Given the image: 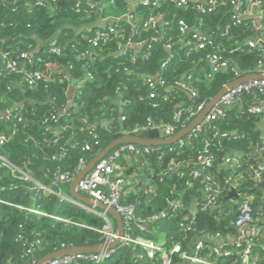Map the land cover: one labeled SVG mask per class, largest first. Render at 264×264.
Masks as SVG:
<instances>
[{"label":"trees","instance_id":"obj_1","mask_svg":"<svg viewBox=\"0 0 264 264\" xmlns=\"http://www.w3.org/2000/svg\"><path fill=\"white\" fill-rule=\"evenodd\" d=\"M209 1L195 0L185 9L170 3L153 8L138 6L135 31L122 23L115 38L92 49L79 36V31L90 21L83 13L87 1L76 12V0H58L52 8L49 1L38 5V0H0V51L8 53L19 66H25L27 72L43 73L41 80L29 88L24 73L10 72L0 61V114L5 110L11 113L19 108L23 110L20 122L5 121L0 115V132L11 136L0 147V156L24 171L33 182L53 192L44 196L34 183L17 178L0 160V264H36L42 257L64 248L101 244L104 221L93 212L64 200L67 197L80 203L70 196L71 182L56 181L59 176L69 174L73 180L82 169L78 166L80 160L86 165L112 141L131 136L135 131L170 127L173 136L178 134L198 116L189 118L190 109L195 110L201 103L206 106L241 76L258 75L260 52L240 49L244 41L254 36L253 20L242 17L238 24H233L230 0H214L216 7L210 11L203 7L204 13L197 9ZM262 3L264 8V0ZM247 5L242 1L240 9L244 11ZM132 7L126 0H114L109 13L128 14ZM157 15L162 20L155 29L141 27L149 16ZM180 20L189 27L201 21L200 31L211 42L206 50L189 54L178 41ZM52 39L61 48L59 56L49 53ZM137 42L141 43L140 49L135 46ZM168 42L172 43L170 50L165 48ZM86 49L92 58L79 59L78 54ZM214 52L227 60L228 67L207 78L210 71L205 58ZM22 53L30 55V63L20 58ZM170 55V62L162 67ZM154 78L162 79L163 87L150 89L147 80ZM186 81L187 90L178 86ZM72 82L73 93L68 99ZM151 92H154L152 99ZM251 95L243 94L225 118L203 128L189 144L192 131L168 145H134L139 150L137 154H124L118 159L117 174L124 182L120 203L132 208L135 220H151L144 237L158 243L164 241L167 254L174 243L188 250L197 238L216 232L236 235L230 225L234 213L228 199L223 200L220 214L207 210L193 219L185 218V207L176 205L177 201L187 203L192 196L190 190L183 191L184 180L178 173H188L196 167L194 162L204 143H209L213 158L209 172L216 180L224 182L234 175L230 167L223 165L227 155L235 152L242 156L241 165L236 169L239 189H251L255 195L252 205L255 212L264 214V201L259 193L264 188V175L259 181L253 177L256 162H264V158H259L264 157V136L258 124L261 119L245 113L247 104H259L264 96ZM44 119L48 120L45 124ZM213 131L233 133L235 138L218 137L210 141ZM123 145L126 144L116 148ZM10 205L38 209L45 216ZM135 220L131 232L138 235ZM182 221H192L193 230L180 231ZM112 222L116 230L113 219ZM258 243L264 245V239ZM160 256L156 254L158 260ZM169 257L171 264H187L181 262L178 254ZM259 257L263 259L259 264H264V252ZM147 263L142 249L119 243L110 259L102 264Z\"/></svg>","mask_w":264,"mask_h":264},{"label":"built area","instance_id":"obj_2","mask_svg":"<svg viewBox=\"0 0 264 264\" xmlns=\"http://www.w3.org/2000/svg\"><path fill=\"white\" fill-rule=\"evenodd\" d=\"M46 1H49V8L54 6L58 0H38V5H43ZM84 2L87 4V9L83 11L85 17L88 20L87 25L79 31L80 40L87 42L92 49L99 48L106 43L110 42L115 36L119 34V27L122 23L129 24L134 31L138 28L136 21L139 20L136 12V7H155L161 4H174L178 9L187 8L189 3L195 2V0H126L132 4V9L128 14H117L112 15L109 13L110 7L114 4V0H76L75 6L76 12H80V5ZM248 4L243 11L240 9L241 5ZM233 6L234 14L231 16L233 24H238L239 20L244 17L253 20L252 27L254 29V36L244 41V44L240 49L247 48L249 51L256 50L260 52L262 61L259 63L256 71L258 72V78L251 79L240 83L232 88L226 89V91L220 96L217 103L207 112L205 117L197 124L191 131L192 137L188 138V144L191 138H197V135L203 130V128L210 127L212 122L226 117L227 111L233 107L234 104L239 103L242 100V95L246 94L256 98V94L264 96V8L262 0H230ZM217 1L211 0L205 2L203 6H197V9L204 13L205 7L210 11L216 7ZM204 7V8H203ZM162 19L157 16H149L148 19L143 21L141 27L145 29H155L158 22ZM178 41L184 45L189 54L191 52L204 51L211 44L210 40L200 31L201 21H197L192 27H189L182 20L178 21ZM89 27L93 30H90ZM260 32V34L258 33ZM165 48L170 50L172 45L171 42L165 43ZM131 45V42L129 43ZM137 49H140L141 43L137 42L135 45ZM49 53L55 56H59L61 48L58 46L55 39L50 40ZM28 53H22L20 58L27 59L30 63ZM79 59L92 58L90 51L82 50L77 56ZM169 58L162 64V67H166L170 62ZM0 61L4 62L6 69L10 72L24 73L25 81L29 88L34 86L35 82L41 80L43 73L39 70L26 71L25 66H19L15 60L9 58L8 53H2L0 51ZM205 63L209 68L206 77H210L213 73L227 69V60L219 53L214 52L207 54ZM47 73L46 75H48ZM249 76V75H248ZM241 76L240 78H243ZM239 78V79H240ZM188 80V79H187ZM164 81L158 78L147 80V86L150 89L156 87H163ZM178 86L182 89H188V83L180 82ZM255 93V94H254ZM149 98H154V92L149 94ZM205 107L204 103H201L195 110L190 109L188 111V117L193 118L197 116ZM245 113L247 115H253L259 117L260 128L262 129L264 136V100L259 104L250 103L246 105ZM1 115L5 121L23 120L22 108L17 109L14 113L5 110ZM180 114V113H179ZM54 119V116L51 117ZM47 119L43 120V124L47 123ZM151 129L161 130L165 138L173 136V130L170 127H153ZM11 137V136H10ZM4 133L0 132V147L3 146L9 139ZM95 137V136H94ZM221 138H235L233 133L228 132H217L213 131L212 139L217 140ZM183 143V142H182ZM202 148L196 156L194 165L195 168L188 171V173H178V176L184 180L183 191L190 190L192 196L189 198L187 203L177 201L178 207H185L187 213L185 218L193 219L198 213L205 212L207 210H216L217 214H220L222 210L223 200L228 199L230 207L233 209L234 218L230 221L231 227L236 231V235L230 232H216L212 235H207L201 238H197L193 247L184 250L182 245L174 243L171 246L169 253L165 252V242H155L151 239L145 238L146 232L149 230L150 219H137L135 220L132 208L130 206H124L120 203V198L124 192V182L117 174L118 171V159L124 154L129 155L131 153L137 154L138 148L132 144H126L116 148L110 155L100 160L94 168L86 174L78 183V191L89 197L95 202H100L103 205L112 207L120 215L123 227V236L119 238V243L123 245L132 246L133 248H140L146 254L147 264H171L169 255L178 254L181 262L190 264H259L263 262V259L259 257V254L264 252V245L258 243V240L264 239V214L261 212H255L253 205L255 195L250 190L239 189L238 186V171L237 168L241 165L240 161L242 156L240 155H227L223 165L230 167L234 175L230 176L224 182L216 180L213 175L210 174L209 170L212 168V156L209 154L208 146L209 143L202 144ZM88 146H86V149ZM262 149V148H260ZM146 151V149H143ZM259 158H264L260 157ZM2 163L7 166L10 172L16 174L19 179L25 182H32L34 185L42 191L44 196L53 194L51 190L45 188L36 182H33L32 178L28 176L24 171L13 167L9 164L2 156H0ZM256 173L253 175L254 179L259 181L264 175V162H256ZM79 169L83 168L84 162L82 160L78 163ZM72 175L63 174L60 175L56 180H62L71 182ZM261 181V180H260ZM234 193V196H228L229 193ZM262 193L261 199L264 201V188H261ZM69 203L89 210L99 216L104 221V227L100 231L102 234V245H108L118 238L116 230L109 217L100 211H94L91 208L85 207L81 203H77L74 200L63 197ZM1 202V200H0ZM14 206L15 208L27 211L38 216H45L43 212L38 209L29 207ZM55 220L67 222L59 217H52ZM135 220V228L140 234L135 235V232H131L133 227L132 224ZM187 220V219H186ZM184 220V221H186ZM192 221L189 223L180 222L179 230L187 233L193 228L191 227ZM131 232V233H130ZM160 253V259L156 258V254ZM113 254V248H107L99 253L92 254H76L67 255L60 258L50 260L46 264H102L109 260Z\"/></svg>","mask_w":264,"mask_h":264},{"label":"water","instance_id":"obj_3","mask_svg":"<svg viewBox=\"0 0 264 264\" xmlns=\"http://www.w3.org/2000/svg\"><path fill=\"white\" fill-rule=\"evenodd\" d=\"M258 75H249L243 78H240L230 84H228L226 87H224L214 98L210 100V102L205 106V108L198 114V116L194 119V121L187 127L185 130L179 132L178 134H175L174 136H171L169 138H165L164 134L161 130L157 129H148V130H138L133 133L131 136H123L117 140L112 141L109 145H107L102 151L97 153L74 177V179L71 181L69 185V193L70 196L79 201L81 204H83L87 208L99 210L102 213H105L108 217L113 219L116 222V233L118 235V238L114 240L112 243H109L108 245H96L93 247H68L61 249L57 252L48 254L41 259L38 260L36 264H46L50 260L55 258L64 257L67 255H76V254H92V253H99L100 251L107 249V248H114L119 244V238L123 236V227H122V220L120 215L116 212V210L112 207H108L106 205L101 204L100 202H95L91 200L90 198L86 197L85 195L81 194L78 189V183L79 181L88 174L94 166L103 158H105L108 153L116 148L119 145L122 144H132V145H138L141 147H149V146H159V145H168L173 142L178 141L180 138H182L184 135L188 134L197 124L201 122V120L205 117L207 112L217 103L220 96L226 91V89L232 88L240 83H243L245 81L258 78ZM73 85L72 82L69 86V89L67 91V98L71 99L72 93H73ZM4 115V114H0ZM228 196H234V193H229Z\"/></svg>","mask_w":264,"mask_h":264},{"label":"crops","instance_id":"obj_4","mask_svg":"<svg viewBox=\"0 0 264 264\" xmlns=\"http://www.w3.org/2000/svg\"><path fill=\"white\" fill-rule=\"evenodd\" d=\"M110 219V218H109ZM110 221L112 222V220L110 219ZM114 221V220H113ZM112 224H113V222H112ZM114 224L116 225V222L114 221Z\"/></svg>","mask_w":264,"mask_h":264},{"label":"rangeland","instance_id":"obj_5","mask_svg":"<svg viewBox=\"0 0 264 264\" xmlns=\"http://www.w3.org/2000/svg\"><path fill=\"white\" fill-rule=\"evenodd\" d=\"M112 220V219H111Z\"/></svg>","mask_w":264,"mask_h":264}]
</instances>
